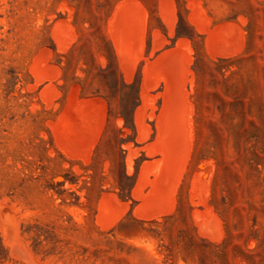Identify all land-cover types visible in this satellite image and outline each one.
<instances>
[{"label":"rangeland","instance_id":"rangeland-1","mask_svg":"<svg viewBox=\"0 0 264 264\" xmlns=\"http://www.w3.org/2000/svg\"><path fill=\"white\" fill-rule=\"evenodd\" d=\"M0 264H264V0H0Z\"/></svg>","mask_w":264,"mask_h":264},{"label":"bare ground","instance_id":"bare-ground-1","mask_svg":"<svg viewBox=\"0 0 264 264\" xmlns=\"http://www.w3.org/2000/svg\"><path fill=\"white\" fill-rule=\"evenodd\" d=\"M177 51H178V50H177ZM176 53H177V52H176ZM170 54H171V53H170ZM174 54H175V53H174ZM174 54H172V56H173ZM167 55H168V54H167ZM170 56H171V55H170ZM174 56L177 57V55H174ZM167 57H168V56H167ZM178 57H180V55H178ZM178 57L176 58L177 60H178ZM164 58H165V59H168V58H166V57H164ZM165 59H164L163 61H165ZM170 59H171V58H170ZM170 59H168V60L170 61ZM172 60H173V59H172ZM172 60H171V61H172ZM177 60H173V61H176V62H177ZM159 61H160V60H159ZM169 61L166 62V63L168 64V66H169ZM176 62H175V64H173V66H174V65L177 66V65H176L177 63H176ZM162 63H163V62H162ZM157 64H158V63H157ZM170 64H171V62H170ZM158 65H160V63H159ZM164 66H165V65H164ZM168 66H167V67H168ZM157 67H158V66H157ZM177 68H178V67H177ZM165 69H166V68H165ZM173 69H174V68H173ZM175 69H176V68H175ZM159 70H160V69H159ZM160 71H161V70H160ZM165 74H166V73H165ZM170 74H171V72H170ZM172 74H173V73H172ZM172 74H171V75H172ZM163 75H164V74H163ZM166 75H169V73L166 74ZM174 85H175V84H174ZM172 87H173V86H170V89H172ZM175 87L178 88L177 85H175ZM177 88H176V89H177ZM174 89H175V88H174ZM179 89H180V88H179ZM179 89H177V92H178V93H179V91H180ZM178 90H179V91H178ZM174 91H175V90H174ZM170 93H171V95H172L173 92H169V94H170ZM178 93H176V94H178ZM181 93H182V92L180 91V94H178V97H179V95H182ZM166 94H167V93H166ZM169 94H167V96H168ZM173 95H175V93H173ZM169 96H170V95H169ZM169 96H168V97H169ZM175 96L177 97V95H175ZM182 96H183V95H182ZM165 97H166V96H165ZM168 97H167L166 99H169ZM171 97H172V96H170V99H169L168 102H166V104H165V105H168V104H169V106H165V111H166V110H167V111L170 110V112H172V111H171L172 108H173V109L177 108L178 110L180 109V112H181V113H180V112H176L177 109H175V111H173V112H176L175 115H176L177 113H179L178 115L181 114L180 116H182V113L185 114V113H186V109H185V106H186V105H185V103L182 102V101H184V100L182 99L183 97L179 98L180 101L182 102L181 104H180L179 101H178V104L180 105V107H182V109H183V107H184L183 112H182V109H181V108H179V107H177V106L175 105V104H176V101L178 100V98L175 97L176 100H175V98H173V100H172ZM174 100H175V103H174ZM166 101H167V100H166ZM171 101H172L174 104H173ZM169 102L172 103V105H171ZM178 104H177V105H178ZM182 104H183L184 106H181ZM170 105L172 106L171 109H170ZM174 105H175V106H174ZM179 105H178V106H179ZM166 107H168L169 109H166ZM174 107H175V108H174ZM165 111H163V113H164ZM167 111H166V112H167ZM170 112H168V115L164 113L165 116L167 115L166 117H165L164 115L161 117V118H162V119H161V123H163V122H162L163 118H164V123L166 122V123H165L166 125H165L164 128L162 127V124H160V126H161L162 128L159 127L161 130L163 129V131H165V133L162 131V134H163L164 138H165V136L168 134V133H166V131H169V130H167V129H169L168 127L171 126V121H170V125H168V124H169V122H168L169 120H168L167 117L169 116V119H172V118H170V117L174 115L173 112H172V113H170ZM139 114H140V113H139ZM170 114H173V115H170ZM184 114H183V115H184ZM161 115H162V114H161ZM180 116H177V118H179ZM140 117H141V115H140ZM173 118H174V117H173ZM175 118H176V116H175ZM182 118H183V116L180 117L181 120H182ZM180 119H177V121L179 120V122H181ZM174 120H175V119H172L173 122H176V121H174ZM159 121H160V120H159ZM188 121H189V120H188ZM179 122H177V123H178V126L181 124V123L179 124ZM164 123H163V125H164ZM177 123H176L175 126H177ZM189 123H190V122H189ZM172 124H174V123H172ZM166 126H167V127H166ZM175 126H173L175 130H174V129L171 130V128H170L169 135L171 134V135L174 136L175 133L172 134L171 131L174 132V131H176V130H177V131H180V132H178V134H180V133L182 134V130L179 129L180 126L177 127L178 129H177ZM171 127H172V126H171ZM173 127H172V128H173ZM165 128H167V129H165ZM181 128H182V127H181ZM160 129H159V130H160ZM161 130H160V131H161ZM177 131H176V132H177ZM160 134H161V133H160ZM178 134H176L175 136H177ZM173 136H172V137H173ZM175 136H174V137H175ZM172 137L170 136V138H172ZM178 137H179V136H178ZM181 137H182V135H181ZM181 137H180V138H181ZM164 138H162L161 142L164 141V140H163ZM175 138H177V137H175ZM166 140H167V138H166ZM168 140L170 141L171 139L168 138ZM168 140H167V141H168ZM174 140H175V139H174ZM180 140H181V139H180ZM169 141H168V142H169ZM177 141H178V140H177ZM171 142H173V141L171 140ZM164 144H165V145H164ZM168 144H170V143H167V145H168ZM162 145H164L163 150L165 149V147H167V148H170V147H171V146H170V147H169V146H166L165 141L163 142ZM172 145H173V144H172ZM173 147H175V146H173ZM171 149H173V148L171 147ZM168 151H170V150L168 149ZM166 152H167V151H166Z\"/></svg>","mask_w":264,"mask_h":264}]
</instances>
